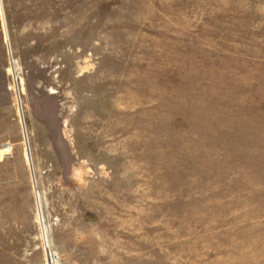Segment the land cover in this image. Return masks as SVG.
Segmentation results:
<instances>
[{
  "label": "rangeland",
  "instance_id": "374dc122",
  "mask_svg": "<svg viewBox=\"0 0 264 264\" xmlns=\"http://www.w3.org/2000/svg\"><path fill=\"white\" fill-rule=\"evenodd\" d=\"M0 264H264V0H0Z\"/></svg>",
  "mask_w": 264,
  "mask_h": 264
},
{
  "label": "bare ground",
  "instance_id": "6f19581e",
  "mask_svg": "<svg viewBox=\"0 0 264 264\" xmlns=\"http://www.w3.org/2000/svg\"><path fill=\"white\" fill-rule=\"evenodd\" d=\"M34 20V19H33ZM31 35V34H30Z\"/></svg>",
  "mask_w": 264,
  "mask_h": 264
}]
</instances>
